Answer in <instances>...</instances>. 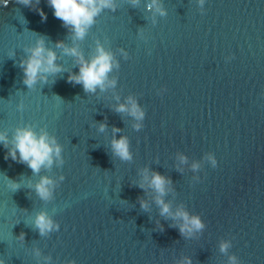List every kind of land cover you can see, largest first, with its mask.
I'll list each match as a JSON object with an SVG mask.
<instances>
[{
    "label": "water",
    "instance_id": "1",
    "mask_svg": "<svg viewBox=\"0 0 264 264\" xmlns=\"http://www.w3.org/2000/svg\"><path fill=\"white\" fill-rule=\"evenodd\" d=\"M116 2L118 10H105L79 42L85 58L94 54L96 40L129 53V60L117 53L120 69L110 74L118 77L115 93L97 95L67 81L79 68L55 49L56 42L72 46V40L47 0L37 6L47 15L44 22L15 0L0 5V132L11 138L17 127L45 128L65 160L33 175L27 165L6 160L0 144V261L38 264L32 249L39 248L53 264H177L185 256L193 264H228L219 244L231 240L229 255L241 264H264V0H205L203 14L199 0H161L167 15L155 25L145 10L148 0L138 8ZM39 36L66 72L29 90L19 62ZM162 88L167 91L158 95ZM114 95L121 103L129 95L138 100L146 113L139 132L134 120L112 110ZM113 127L121 129L117 139L128 137L131 163L112 156ZM207 153L216 168L203 159ZM194 161L198 172L191 169ZM145 167L171 178L165 202L173 211L183 206L199 215L203 233L184 239L169 227L175 222L159 215L155 193L133 186ZM42 175L65 177L47 203L28 189ZM6 177L21 189L13 192ZM138 198L149 202V211ZM41 211L59 231L40 237L33 222ZM21 233L24 242L17 239Z\"/></svg>",
    "mask_w": 264,
    "mask_h": 264
},
{
    "label": "clouds",
    "instance_id": "2",
    "mask_svg": "<svg viewBox=\"0 0 264 264\" xmlns=\"http://www.w3.org/2000/svg\"><path fill=\"white\" fill-rule=\"evenodd\" d=\"M17 4L29 7L38 12L41 16L42 22L47 20V15L37 6L40 0H15ZM9 0H0V5L7 7ZM47 4L53 9L54 17L62 21L72 40V46L58 41L55 44V49L62 50L63 56L72 57L76 66L79 68L78 73L68 72L67 81L74 85H82L83 90L88 95H97L105 93L109 90H115L118 84V77L111 76L113 71H119L120 62L117 59V53L124 60H129V53L119 48L117 53L106 48L99 40L95 42L94 54L90 58H85L80 49V43L85 40L90 29L95 25L96 19L105 11L109 10L115 13L118 10L116 0H47ZM130 7L138 8L141 0H129ZM204 12L205 0H199ZM145 10L151 14V21L155 25L157 17H165L167 11L163 6L161 0H148L145 3ZM139 35L143 39V32ZM36 40L35 45L24 48L25 58L19 62V67L23 71V84L27 88L33 89L37 84H48L50 77H58L66 72L63 65L57 63L60 59L57 52L52 48L46 46V41L43 36ZM107 43V42H105ZM15 56V52L12 53ZM228 61L234 59L233 56L226 58ZM55 83V80L52 81ZM167 89H160L158 95H163ZM116 103L112 110L117 114H126L129 118L135 121L132 125L133 129L139 132L143 127L145 119V111L138 103V100L129 95L123 103L120 102L121 97L114 95ZM25 105L20 102L17 105L18 111H23ZM108 128L107 120L99 123V132L103 133ZM121 129L117 127L112 128L111 139V153L112 156L118 158L122 162L133 161V153L130 150V141L127 136L116 138L117 133ZM0 144L7 149L5 159L20 164L27 165L31 169L33 175H40L42 170L50 172L55 166L60 168L64 165L62 152L63 148L58 143L54 135H50L45 128H40L39 132L34 130L32 125L17 127L11 138L7 132H0ZM180 164L187 163L185 155H178ZM205 159L212 168L218 166V161L213 153H207ZM201 165L199 161H194L191 165L193 172H198ZM141 180L134 183L133 186L143 190L145 194L151 190L155 193L153 197L154 204L160 209L159 215L165 221L172 220L175 223L169 224V227L179 230V234L184 239H193L196 233H203L206 228L205 223L199 215L190 214L183 206L172 210L170 203L165 202V197L172 191L171 185L173 181L171 178L161 175L157 171H153L145 167L140 172ZM7 178V177H6ZM8 179V178H7ZM10 181L9 188L16 192L20 190V182L8 179ZM65 180L63 175L58 179H53L48 175L40 176V179L35 184L29 182L28 189L35 192V195L43 202H50L54 199V192L60 187V184ZM199 182L200 177H196ZM137 202L140 208L145 212L149 211L150 204L143 198H138ZM34 228L38 230L40 237H47L51 233L59 231L60 225L45 211L39 212L34 219ZM160 231H163V225L157 221ZM17 239L24 242L25 234L21 233ZM232 247L231 240H221L219 244L220 253L228 257V264H241V261L236 255H229V249ZM32 254L37 259L38 264H53L52 257L43 256L39 248H33ZM3 264V261H0ZM67 264H75L74 260L67 261ZM177 264H193L190 257L181 258Z\"/></svg>",
    "mask_w": 264,
    "mask_h": 264
}]
</instances>
